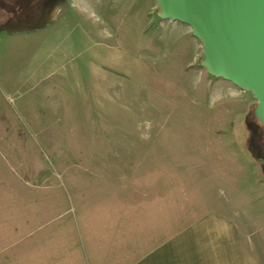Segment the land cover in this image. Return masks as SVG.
Instances as JSON below:
<instances>
[{"label":"rangeland","instance_id":"374dc122","mask_svg":"<svg viewBox=\"0 0 264 264\" xmlns=\"http://www.w3.org/2000/svg\"><path fill=\"white\" fill-rule=\"evenodd\" d=\"M160 10L60 0L39 29L0 25V225L29 230L45 210L102 264L212 212L264 228L257 99L209 74L192 29Z\"/></svg>","mask_w":264,"mask_h":264},{"label":"crops","instance_id":"0c3cea01","mask_svg":"<svg viewBox=\"0 0 264 264\" xmlns=\"http://www.w3.org/2000/svg\"><path fill=\"white\" fill-rule=\"evenodd\" d=\"M45 214L35 211V226L25 231L0 225V241L11 239L0 242V264H102V247L94 256L89 254L70 226L52 230L61 217ZM28 237H33L30 245L17 248ZM133 264H264V228L248 232L233 219L212 212L179 229Z\"/></svg>","mask_w":264,"mask_h":264},{"label":"water","instance_id":"95a60500","mask_svg":"<svg viewBox=\"0 0 264 264\" xmlns=\"http://www.w3.org/2000/svg\"><path fill=\"white\" fill-rule=\"evenodd\" d=\"M157 2L159 18L191 27L203 44L201 66L209 74L253 93L264 122V0ZM42 23L29 29H39Z\"/></svg>","mask_w":264,"mask_h":264},{"label":"flooded vegetation","instance_id":"af4514ba","mask_svg":"<svg viewBox=\"0 0 264 264\" xmlns=\"http://www.w3.org/2000/svg\"><path fill=\"white\" fill-rule=\"evenodd\" d=\"M60 0H0V23L38 25L47 19L54 3Z\"/></svg>","mask_w":264,"mask_h":264},{"label":"trees","instance_id":"16d2710c","mask_svg":"<svg viewBox=\"0 0 264 264\" xmlns=\"http://www.w3.org/2000/svg\"><path fill=\"white\" fill-rule=\"evenodd\" d=\"M203 59H204V56H202L201 60H203ZM256 108H257V105H255V107L250 111L248 117H252V118L258 117L259 120H261L260 117L258 116L257 112H256ZM248 123H252V121H249ZM255 140L257 141L256 143L249 142V140H247V148L250 151V153L252 154V156L255 158V160L260 164L262 172L264 173V133L261 135H257ZM195 222H193V223H195ZM190 224H192V223H190ZM187 225H189V224H187ZM187 225H185L184 227H186ZM184 227L180 228V230L183 229Z\"/></svg>","mask_w":264,"mask_h":264}]
</instances>
